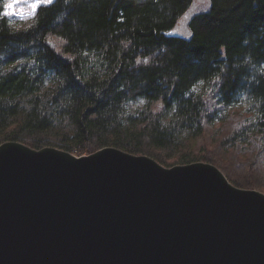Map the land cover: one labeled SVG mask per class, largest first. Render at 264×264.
Masks as SVG:
<instances>
[{"label": "trees", "instance_id": "16d2710c", "mask_svg": "<svg viewBox=\"0 0 264 264\" xmlns=\"http://www.w3.org/2000/svg\"><path fill=\"white\" fill-rule=\"evenodd\" d=\"M208 1L182 38L174 29L193 0H55L24 30L0 0V145L115 148L166 168L203 162L236 188L263 189L234 171L264 168V0ZM237 110L223 144L231 170L186 156Z\"/></svg>", "mask_w": 264, "mask_h": 264}, {"label": "water", "instance_id": "95a60500", "mask_svg": "<svg viewBox=\"0 0 264 264\" xmlns=\"http://www.w3.org/2000/svg\"><path fill=\"white\" fill-rule=\"evenodd\" d=\"M0 264H264V194L203 162L6 142Z\"/></svg>", "mask_w": 264, "mask_h": 264}, {"label": "rangeland", "instance_id": "374dc122", "mask_svg": "<svg viewBox=\"0 0 264 264\" xmlns=\"http://www.w3.org/2000/svg\"><path fill=\"white\" fill-rule=\"evenodd\" d=\"M4 2L5 4L7 3L14 4V14L6 17L12 22H14L17 25L18 29L24 30L31 26L34 18L27 16V13L31 11L30 5L32 3H35L36 0H4ZM42 6H49V5H41L40 7ZM208 8H209L208 0H193L192 9L188 13H186L189 16V19L184 20V16H185L184 15L179 20L176 28L174 29V34L182 38H189L190 37L189 22L191 21L193 16H195L199 12L206 11ZM128 107L130 108L131 111L130 113H135L137 110H141L143 105L131 104ZM242 112H243L242 110L235 111L234 113L235 114L237 113V115H235L231 120V122L227 124L225 127L220 126V123H217L214 127L205 128V133L202 135V137L198 138L196 141H193L190 146L186 147L188 148L186 150V156L189 157L191 155H194V157L212 158L218 160L223 166L231 170L235 165L230 161L228 156H225L226 154H228V152L224 150L223 144L225 142L226 137H230V134L235 132V130L238 128L239 123L241 122L242 119V117H240L239 114L241 115ZM71 154L79 158V157L90 156L94 153L92 152L91 154H86V155H80L74 153ZM239 158L242 159V156H239ZM175 161H178V159H170L169 162L170 164H173ZM251 165H253V167L248 165L247 167L235 169L234 171L235 176L239 179L245 180L246 182H251V184L264 185V168L258 169L255 166V164H253V162H251ZM250 190H255L264 194V188L258 189L256 187H250Z\"/></svg>", "mask_w": 264, "mask_h": 264}, {"label": "snow or ice", "instance_id": "6c2138e0", "mask_svg": "<svg viewBox=\"0 0 264 264\" xmlns=\"http://www.w3.org/2000/svg\"><path fill=\"white\" fill-rule=\"evenodd\" d=\"M54 0H36L35 3H32L30 5L31 11L27 13V16L31 17V18H35L36 16V12L37 9L41 6V5H50L51 3H53ZM4 11H3V15L4 16H10L14 14V4L13 3H7L4 5ZM23 18V16H22ZM189 16L187 14H185L184 16V20H188ZM189 35H191V33H189Z\"/></svg>", "mask_w": 264, "mask_h": 264}]
</instances>
